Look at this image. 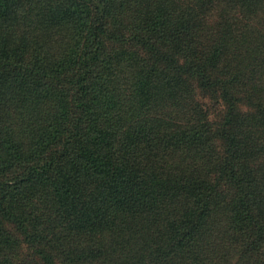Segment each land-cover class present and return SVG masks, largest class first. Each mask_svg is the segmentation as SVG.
<instances>
[{"label": "trees", "instance_id": "trees-1", "mask_svg": "<svg viewBox=\"0 0 264 264\" xmlns=\"http://www.w3.org/2000/svg\"><path fill=\"white\" fill-rule=\"evenodd\" d=\"M263 145L264 0H0V264H264Z\"/></svg>", "mask_w": 264, "mask_h": 264}, {"label": "rangeland", "instance_id": "rangeland-1", "mask_svg": "<svg viewBox=\"0 0 264 264\" xmlns=\"http://www.w3.org/2000/svg\"><path fill=\"white\" fill-rule=\"evenodd\" d=\"M180 152L181 151H178V154L175 155L173 161L170 162L171 164L174 162L177 163L178 158L181 156ZM183 154L185 155V152H183ZM257 163L264 166V145L262 151L258 154ZM261 188L262 193H264V184ZM221 218H224L225 222L226 215H221ZM217 231L219 235H221L220 238L212 240L207 247V250H212L214 252V257H216L215 259L218 264H255L253 259L258 257L260 252L263 251L262 246L258 250L253 249L250 251L248 259H240L239 254L235 253L233 250V246L235 247V245L231 240L234 234H236V231L232 228L227 229L223 223H220Z\"/></svg>", "mask_w": 264, "mask_h": 264}]
</instances>
